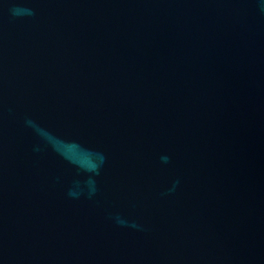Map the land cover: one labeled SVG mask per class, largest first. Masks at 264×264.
Returning a JSON list of instances; mask_svg holds the SVG:
<instances>
[{
    "label": "water",
    "instance_id": "95a60500",
    "mask_svg": "<svg viewBox=\"0 0 264 264\" xmlns=\"http://www.w3.org/2000/svg\"><path fill=\"white\" fill-rule=\"evenodd\" d=\"M0 264H264V0H0Z\"/></svg>",
    "mask_w": 264,
    "mask_h": 264
}]
</instances>
